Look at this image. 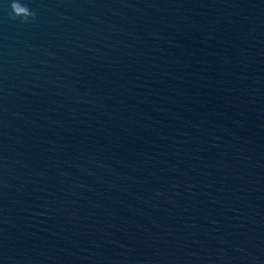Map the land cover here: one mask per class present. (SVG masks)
Listing matches in <instances>:
<instances>
[{
  "label": "water",
  "instance_id": "1",
  "mask_svg": "<svg viewBox=\"0 0 264 264\" xmlns=\"http://www.w3.org/2000/svg\"><path fill=\"white\" fill-rule=\"evenodd\" d=\"M0 0V264H264V0Z\"/></svg>",
  "mask_w": 264,
  "mask_h": 264
},
{
  "label": "clouds",
  "instance_id": "2",
  "mask_svg": "<svg viewBox=\"0 0 264 264\" xmlns=\"http://www.w3.org/2000/svg\"><path fill=\"white\" fill-rule=\"evenodd\" d=\"M9 17L13 20L19 18L22 22L27 23L35 19L36 12L30 9L23 0H10Z\"/></svg>",
  "mask_w": 264,
  "mask_h": 264
}]
</instances>
